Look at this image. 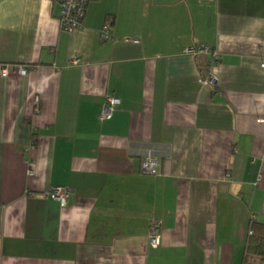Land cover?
I'll list each match as a JSON object with an SVG mask.
<instances>
[{"label": "crops", "instance_id": "crops-1", "mask_svg": "<svg viewBox=\"0 0 264 264\" xmlns=\"http://www.w3.org/2000/svg\"><path fill=\"white\" fill-rule=\"evenodd\" d=\"M59 14L0 0V70L25 69L0 74V264H240L264 222V0H88L72 32Z\"/></svg>", "mask_w": 264, "mask_h": 264}, {"label": "built area", "instance_id": "built-area-1", "mask_svg": "<svg viewBox=\"0 0 264 264\" xmlns=\"http://www.w3.org/2000/svg\"><path fill=\"white\" fill-rule=\"evenodd\" d=\"M60 5V14L58 17L59 27L62 30L67 32H72L82 25V19L84 16L85 8L88 0H54ZM110 24L106 21L100 30V38L101 40H108L111 38L110 33ZM184 52L190 53L193 55L197 54H209L211 60L209 62V70L215 65L218 59V51L216 49H209L207 47L201 46H191L184 49ZM70 63H77V59L74 58L70 61ZM264 66V63H263ZM10 72H14L19 75H23L25 73V69L22 67H10L8 65L2 66L0 70L1 76H8ZM214 80L213 74L210 72V75L204 78L203 82L211 83ZM120 103V99L112 96L105 95L104 102L100 108L98 118L100 121L110 119L115 107ZM140 168L143 173L150 175L159 174V163L155 158L152 149H147L143 152V155L140 160ZM28 173L31 174V169L28 168ZM71 191L63 186H53L48 191L47 195L57 201H59L61 206H65ZM253 219V218H252ZM160 230H161V221L153 220L149 226L148 230V240L151 247H157L160 243ZM249 234L251 231L249 230Z\"/></svg>", "mask_w": 264, "mask_h": 264}, {"label": "trees", "instance_id": "trees-1", "mask_svg": "<svg viewBox=\"0 0 264 264\" xmlns=\"http://www.w3.org/2000/svg\"><path fill=\"white\" fill-rule=\"evenodd\" d=\"M249 230L240 264H264V222L250 219Z\"/></svg>", "mask_w": 264, "mask_h": 264}]
</instances>
